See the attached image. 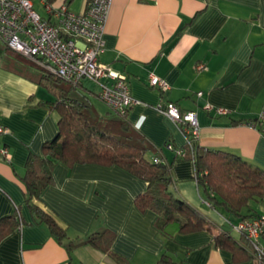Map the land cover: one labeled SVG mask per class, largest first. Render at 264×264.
Masks as SVG:
<instances>
[{"label": "crops", "instance_id": "obj_1", "mask_svg": "<svg viewBox=\"0 0 264 264\" xmlns=\"http://www.w3.org/2000/svg\"><path fill=\"white\" fill-rule=\"evenodd\" d=\"M32 1L54 23L49 7L65 3L80 14L91 0ZM104 41L99 61L124 76L139 101L126 118L151 146L149 158L172 164L173 191L218 228L165 237L157 214L136 205L146 181L115 165L58 163L53 184L37 201L64 228L66 236L58 240L34 220L23 180L30 154L42 156L44 144L58 134V114L46 104L53 95L34 78L31 58L19 54L32 71L12 68L0 56V126L6 129L0 144L10 153L0 157V220L19 209L23 222L0 240V264H158L165 251L186 264H256L216 245L218 229L233 227L198 185L194 158L178 154L205 147L264 168V0H112ZM151 74L168 87L152 86ZM75 89L71 97L90 96L100 115L115 117L97 82L84 78ZM170 102L182 114H197V138L190 140L183 125L164 113ZM257 209L264 216V204ZM106 229L115 233L110 251L117 260L87 241ZM237 232L233 237L249 249Z\"/></svg>", "mask_w": 264, "mask_h": 264}, {"label": "trees", "instance_id": "obj_2", "mask_svg": "<svg viewBox=\"0 0 264 264\" xmlns=\"http://www.w3.org/2000/svg\"><path fill=\"white\" fill-rule=\"evenodd\" d=\"M19 54L0 37V56L6 59L12 68H29V63H23L24 58ZM32 62L36 66L34 78L53 95L46 104L57 112L59 127L57 136L44 144L43 155L30 154L26 164L23 178L26 202L37 223L47 225L58 240L66 236L64 228L54 215L37 203L44 190L53 184L56 165L65 163L70 166L115 165L146 181L147 190L136 198V205L140 211L152 210L157 214V227L165 237L172 238L179 233L212 231L214 227L218 228L200 210L173 191L172 164L158 158H149L151 146L127 121L130 107L121 111L108 106L109 113L115 114V117L100 115L90 96L86 100L70 96L72 90L81 86V81L76 83L66 80L34 60ZM29 69L32 71L31 67ZM97 85L100 87L99 97L102 100V88L99 83ZM188 135L190 140H193L191 135ZM178 156L194 158L198 185L206 193L212 207H223L233 228L237 222L233 223L231 218L240 222L263 216L257 205L264 204V168L254 166L235 154L205 147H197L195 150L187 147L186 150L181 149ZM22 223L19 209L3 217L0 220V240L19 228ZM233 228H219L214 234L216 245L228 247L234 256L239 255L241 260L252 259L256 264H264V256L258 259L252 240L245 233L237 232L240 239L250 246L249 252V249L239 244L240 240L233 237ZM114 239L115 233L106 229L98 235L88 237L87 241L109 252L112 258L117 260L118 256L110 251ZM260 241L264 245V226ZM157 263L186 264L183 260H176L167 251L160 255Z\"/></svg>", "mask_w": 264, "mask_h": 264}, {"label": "built area", "instance_id": "obj_3", "mask_svg": "<svg viewBox=\"0 0 264 264\" xmlns=\"http://www.w3.org/2000/svg\"><path fill=\"white\" fill-rule=\"evenodd\" d=\"M111 3L112 0H91L87 10L80 14L70 11L65 3L49 7L56 18L52 23L35 10L32 0H0V37L15 51L66 80L76 83L84 78L94 80L102 88V100L111 109L124 111L139 101L131 95L125 77L99 61L105 46V25ZM150 83L161 89L168 87L165 80L154 74L150 75ZM163 111L181 123L193 140L198 137L200 126L195 112L182 114L172 102L167 103ZM4 132L6 129L0 126V135ZM0 157H10L8 148L2 144ZM263 226L264 216L234 225L236 231L252 240L258 259L264 256V245L260 241Z\"/></svg>", "mask_w": 264, "mask_h": 264}, {"label": "rangeland", "instance_id": "obj_4", "mask_svg": "<svg viewBox=\"0 0 264 264\" xmlns=\"http://www.w3.org/2000/svg\"><path fill=\"white\" fill-rule=\"evenodd\" d=\"M83 81H84V83H85L86 86H88V87H92L93 86V83L90 80L85 79ZM74 93H78L76 89H74V90L71 91V95L74 94ZM77 98L80 99V100H85V98H83V97H77ZM102 107H103V109H105V106H102Z\"/></svg>", "mask_w": 264, "mask_h": 264}]
</instances>
